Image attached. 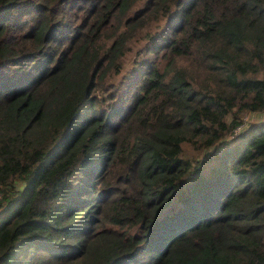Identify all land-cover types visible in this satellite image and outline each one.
I'll return each instance as SVG.
<instances>
[{
  "label": "trees",
  "instance_id": "16d2710c",
  "mask_svg": "<svg viewBox=\"0 0 264 264\" xmlns=\"http://www.w3.org/2000/svg\"><path fill=\"white\" fill-rule=\"evenodd\" d=\"M264 0H0V264H264Z\"/></svg>",
  "mask_w": 264,
  "mask_h": 264
},
{
  "label": "built area",
  "instance_id": "2783aa9c",
  "mask_svg": "<svg viewBox=\"0 0 264 264\" xmlns=\"http://www.w3.org/2000/svg\"><path fill=\"white\" fill-rule=\"evenodd\" d=\"M264 113H262V116ZM260 120V119H259ZM251 122V114H246L242 117V120L240 123H238L236 126L233 127L232 131L230 132V137H233L234 135L238 134V132L246 125H248Z\"/></svg>",
  "mask_w": 264,
  "mask_h": 264
},
{
  "label": "rangeland",
  "instance_id": "374dc122",
  "mask_svg": "<svg viewBox=\"0 0 264 264\" xmlns=\"http://www.w3.org/2000/svg\"><path fill=\"white\" fill-rule=\"evenodd\" d=\"M249 114V113H248ZM251 122H258L261 121V119L264 118V115L262 116V112H251ZM245 115V114H244ZM243 115V116H244ZM260 119V120H259ZM264 120V119H263Z\"/></svg>",
  "mask_w": 264,
  "mask_h": 264
}]
</instances>
